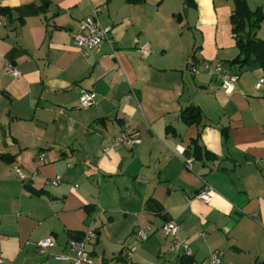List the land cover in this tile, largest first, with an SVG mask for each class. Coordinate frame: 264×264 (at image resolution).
Segmentation results:
<instances>
[{
	"label": "crops",
	"instance_id": "1",
	"mask_svg": "<svg viewBox=\"0 0 264 264\" xmlns=\"http://www.w3.org/2000/svg\"><path fill=\"white\" fill-rule=\"evenodd\" d=\"M247 4L264 14V0ZM93 8L112 43L83 55L73 36ZM233 9L232 0H0V264L37 255L75 264L68 241L89 230L93 264H179L167 223L193 264L213 252L221 264H264V85L256 88L264 73L258 63L232 64ZM256 38L264 40V22ZM144 42L150 53L141 58ZM203 61L238 76L232 95L202 72ZM82 92L93 105L80 107ZM188 107L200 109L199 124L181 119ZM125 131L141 140L132 150L114 146ZM204 185L209 203L195 198ZM138 230L152 234L138 241Z\"/></svg>",
	"mask_w": 264,
	"mask_h": 264
},
{
	"label": "built area",
	"instance_id": "2",
	"mask_svg": "<svg viewBox=\"0 0 264 264\" xmlns=\"http://www.w3.org/2000/svg\"><path fill=\"white\" fill-rule=\"evenodd\" d=\"M100 10L98 8H93L91 14L86 17L84 20L80 21L78 24V32L73 36V42L75 46L80 50L83 55H87L88 53L98 49L103 42L112 43L110 38L111 28L103 26L99 21ZM1 24V20H0ZM136 53L141 58H146L149 55V44L144 42L140 44ZM202 72L208 77L215 78L220 85V89L226 95H232L235 91V85L238 80V76L236 74L231 73L228 66L221 62H210L203 61L200 65ZM187 70L191 74H198L199 67L194 64H189ZM5 72L7 75L11 77H18L19 72L13 69L11 66L5 67ZM264 85V78L260 79L256 84V88H260ZM80 107L85 108L94 104V95L92 93L82 92L79 98ZM141 140L135 134H130L125 131L119 134V136L115 139L114 146L122 147L128 150H132L135 146L139 145ZM107 149H104L106 152ZM175 151L179 155H183L185 149L182 146H177ZM44 154L39 156L41 162L44 161ZM193 162L192 157H188L184 161V165L187 169H191V164ZM260 164L264 169V159L260 160ZM14 171L16 176L21 180L25 181L27 179V175H25L19 167H15ZM37 175V172H32V178ZM61 182L59 177H55L50 180V184L53 186L59 185ZM212 188L208 185H204L203 189L196 194L195 198L201 202L209 203L212 198ZM162 231L166 237H171L172 244L170 250L178 255H186L190 256L191 253L188 249V246L185 242L180 241L178 239V227L167 223L163 225ZM152 234V231H144L138 230L135 232L134 237L138 241H145ZM94 230H89L84 233L81 239H71L68 241V247L70 253L73 255L75 264H93L91 257L86 250V245L95 238ZM54 238L50 237L43 241L37 243L36 247L39 254L44 255L46 253L47 248L54 245ZM208 264H221V253L213 252L209 256Z\"/></svg>",
	"mask_w": 264,
	"mask_h": 264
},
{
	"label": "trees",
	"instance_id": "3",
	"mask_svg": "<svg viewBox=\"0 0 264 264\" xmlns=\"http://www.w3.org/2000/svg\"><path fill=\"white\" fill-rule=\"evenodd\" d=\"M234 9L230 15L231 32L233 34L238 56L232 61L233 65L240 68L251 63L260 64L264 73V40L256 38V31L260 29L264 22V14L260 9L251 11L248 7V0H232ZM189 2V0H188ZM201 112L197 107H188L181 113V119L187 125L199 124L201 122ZM196 150V141H192ZM0 156V159H4ZM40 195L41 192H34ZM179 264H193L191 256L179 255Z\"/></svg>",
	"mask_w": 264,
	"mask_h": 264
},
{
	"label": "rangeland",
	"instance_id": "4",
	"mask_svg": "<svg viewBox=\"0 0 264 264\" xmlns=\"http://www.w3.org/2000/svg\"><path fill=\"white\" fill-rule=\"evenodd\" d=\"M184 5L183 4V7H182V11H181V16H182V19L185 20L186 19V15H185V12H184ZM186 28L183 29V37H182V43H183V50L186 49V48H190V36L185 32ZM249 74V72H248ZM46 261V258H43V257H40V256H36L35 258L32 257V260L30 261V264H44Z\"/></svg>",
	"mask_w": 264,
	"mask_h": 264
},
{
	"label": "water",
	"instance_id": "5",
	"mask_svg": "<svg viewBox=\"0 0 264 264\" xmlns=\"http://www.w3.org/2000/svg\"><path fill=\"white\" fill-rule=\"evenodd\" d=\"M187 9H188V6H187V4H185V5H184V12H185V15H186V13H187Z\"/></svg>",
	"mask_w": 264,
	"mask_h": 264
}]
</instances>
